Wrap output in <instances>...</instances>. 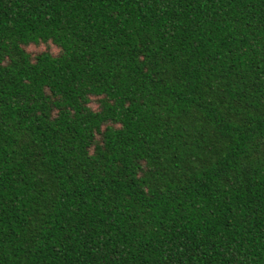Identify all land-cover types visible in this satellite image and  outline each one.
I'll return each mask as SVG.
<instances>
[{
	"label": "trees",
	"instance_id": "16d2710c",
	"mask_svg": "<svg viewBox=\"0 0 264 264\" xmlns=\"http://www.w3.org/2000/svg\"><path fill=\"white\" fill-rule=\"evenodd\" d=\"M0 264H264V0H0Z\"/></svg>",
	"mask_w": 264,
	"mask_h": 264
},
{
	"label": "rangeland",
	"instance_id": "374dc122",
	"mask_svg": "<svg viewBox=\"0 0 264 264\" xmlns=\"http://www.w3.org/2000/svg\"><path fill=\"white\" fill-rule=\"evenodd\" d=\"M44 51H49L50 53L56 55L58 54L59 50L58 48H56L55 46H53L52 44H48V45H32L28 48V52L30 53H40V52H44Z\"/></svg>",
	"mask_w": 264,
	"mask_h": 264
}]
</instances>
